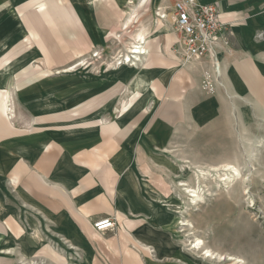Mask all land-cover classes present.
<instances>
[{"label": "rangeland", "instance_id": "rangeland-1", "mask_svg": "<svg viewBox=\"0 0 264 264\" xmlns=\"http://www.w3.org/2000/svg\"><path fill=\"white\" fill-rule=\"evenodd\" d=\"M89 2L70 0L75 13L87 18L83 23L89 24L86 29L91 33L83 49L84 61L65 68L71 71L55 74L62 71L58 69L59 62L68 54L50 61L54 66L48 65L29 37L32 49L24 50L25 57L23 50L18 52L15 63L0 70V89L10 90L9 102L5 94L0 95V127L14 125L17 131L0 141V252L14 249L16 262L0 253V264L120 262L122 253L109 245L118 230L115 215L103 214L91 222V232L100 233V238L89 235L88 240L81 234L74 236L79 244H73L46 219L44 204L35 205L28 200L27 172L22 165L44 168L48 175L58 166L56 169L68 177L74 166L69 167L66 159L56 163L52 153L43 157L44 143L38 141L42 132H47L44 135L49 150L58 144L78 145L86 135L92 136L90 130L96 137L101 136L100 120L120 123L123 109L131 111L137 102L132 113L149 111L142 117H131L135 127L124 139L127 142L121 163L138 175L147 201L148 217L144 220H148L150 228L142 229L141 237L133 236L134 241L148 242L150 247L152 259L136 252L142 264H264V60L228 61L224 67L217 59L219 71L208 62L200 66L192 62L186 65V74L192 80L188 90L182 87L169 95L156 94L150 88L140 91L139 84L131 81V72L137 68H131L134 55L128 54L129 47L134 46L135 32L145 29L147 53L148 42L152 45L160 33L171 32L154 16V4L141 9L139 17L134 16L133 24L125 30L123 19L130 11L127 4L114 0V6L102 4L95 10ZM12 10L11 5L0 4V56L9 44H18L23 36ZM36 10L40 11L39 7ZM106 31L117 36L107 37ZM238 66L255 72L263 97L259 102L253 99L252 86H247L236 71ZM182 68L180 65L177 71ZM167 69L169 83L175 71ZM154 75L150 74V78ZM26 76L34 78L31 85L15 84L17 78ZM5 105L12 109L10 116L5 114ZM163 109L172 114L170 120L160 115ZM32 136L33 142L27 141ZM70 139L76 142L67 143ZM79 171L84 173V168ZM13 175L18 177L16 187L12 186ZM187 189L195 191L197 200L189 198ZM105 219L113 221V228L97 231L94 223ZM182 220L190 228L181 229L178 223ZM6 222L23 227L21 242L5 229ZM62 239L76 250H70ZM195 240L214 254L212 261L202 260L189 250ZM29 246L33 247V254L28 251ZM45 253H51L58 261L46 260ZM60 256L66 260H60ZM125 259L130 264V257Z\"/></svg>", "mask_w": 264, "mask_h": 264}, {"label": "crops", "instance_id": "crops-1", "mask_svg": "<svg viewBox=\"0 0 264 264\" xmlns=\"http://www.w3.org/2000/svg\"><path fill=\"white\" fill-rule=\"evenodd\" d=\"M128 1L131 2V5H128L130 11L123 19L126 21L131 20L133 16L137 19L141 9L148 7V5L153 6L154 4L156 11L159 9L166 12L170 11L174 2L173 0H165L167 3L164 4L161 3V0H118L120 4H127ZM135 2L136 5L134 7ZM200 2L215 3L219 17L228 23V33L226 34L228 46L219 52L220 57H218L219 62L224 67L228 61L264 60V0H200ZM80 3L84 4V0H80ZM89 3L95 10H99L102 4L111 7L115 5L114 0H90ZM0 4L5 7L8 5L12 6L13 20L19 32L23 35L18 44H9V49L0 56V61L8 59L9 63H13L17 58L16 54L22 50L23 52L21 53L25 57L24 50L32 49L29 38L38 47L42 58L48 65H52L50 61L67 54L59 62L60 68L58 69L65 70V68L67 69L79 61H84V59H81L85 55L83 49L85 48V43H87L86 38L91 35L88 30L89 24H84L85 19L75 13L76 11L70 0H60V2L58 0H0ZM38 7L40 11L36 10ZM121 21L119 18V24ZM124 25L126 26V24ZM86 26H88L87 29ZM105 35L107 37H116L117 33L106 31ZM160 35L156 37V42H153L152 45L150 42L147 43L150 54L148 53L149 56H146L142 66L131 72V81L139 84L138 89L140 91H146L150 88L156 94H174L182 87L188 90L192 86V80L186 74L187 64L182 63L172 54L176 37L167 33H160ZM205 64H207V61H205ZM180 65L183 68L177 71ZM37 67L46 74L47 71L42 66L39 65ZM167 68H173V72L175 71V75L171 77L169 83L167 79L170 76ZM236 71L243 76L247 86H252L253 99L257 102L262 100V92L258 90L259 85L257 86L258 79L255 72L253 70H245L243 66L236 67ZM221 72L224 74L225 68ZM152 73L155 75L150 78ZM178 74L179 78H176ZM225 78L226 76L224 75ZM16 81L17 86L31 85L34 78L26 76L22 80L17 78ZM136 105L131 111L137 108ZM131 111L119 119L120 123L109 124L108 121L103 122L100 120L98 123L101 127V136L96 137L93 134L94 130H90L92 136L86 135L82 141L78 142V145L69 147L58 144L60 151L57 146L52 150L48 149L50 145L46 140L47 132H42L43 134L38 141L44 143L42 145V149H44L43 157H48L52 153L56 163L66 159L69 167L74 166L68 177H65L62 171L56 169L58 166H54L52 174L48 175L44 168H36L34 165H29L27 168L22 165L24 171L27 172L25 174L27 184H25L29 186L28 200L31 204H44L46 219L50 220L51 225L59 229L62 235L71 239L73 244H79L75 237H80L81 234H84L88 240L89 235L94 238H100V233L91 232V222L98 216L103 214L116 216L118 219V230L115 238L110 239L109 245L115 252L122 253L118 264L127 263H125V256L130 257V264H142L137 254L138 251L148 259H152L149 250L146 249L150 248L147 246L148 242L143 244L133 239L136 234L141 237L142 229L149 227H147L148 220L145 221L148 217L147 201L142 195L138 175L132 170L127 171L128 168L126 166L123 167L121 163V153L126 149L124 144L127 142L124 139L126 134L130 133L132 128L135 127L131 123V117H142L149 110L147 112L142 111L143 113L141 112V114L139 112L132 113ZM160 115L169 120L173 117L170 112H167V109L161 111ZM14 128V125L10 127L2 125L0 127V141L16 134L15 132L17 131ZM27 141L33 142V136ZM9 142L11 144L13 141ZM70 142L76 141L70 139L67 143ZM82 162L85 166H82ZM77 167H83L84 173H79V170L83 168ZM38 169L40 172L37 171ZM55 172L57 173L56 176H54ZM48 176L51 177L50 180ZM13 180L12 186L15 185L14 187H16L17 175H13ZM30 208L35 210L33 207ZM130 215L135 216V219H128ZM14 224L12 226L6 222L4 227L13 238L21 242L20 233L23 227L16 224V222ZM151 229L155 228L152 226ZM62 241L65 244L67 243L66 245L70 250H76L75 246L68 243L65 239H62ZM127 243L131 244L127 245ZM8 250L11 252V255L8 256L16 262L15 250ZM28 251L33 254V247L29 246ZM50 254L45 253L46 260L51 258L54 261H58ZM59 259L63 262L66 260L62 256Z\"/></svg>", "mask_w": 264, "mask_h": 264}, {"label": "built area", "instance_id": "built-area-1", "mask_svg": "<svg viewBox=\"0 0 264 264\" xmlns=\"http://www.w3.org/2000/svg\"><path fill=\"white\" fill-rule=\"evenodd\" d=\"M173 1L170 11L159 9L155 12V16L176 37L172 54L185 64L196 62L201 65L207 61L214 69L218 53L228 46V23L219 17L215 3H202L200 0ZM206 84L210 85L208 78ZM113 226L111 219L94 223L97 231Z\"/></svg>", "mask_w": 264, "mask_h": 264}, {"label": "bare ground", "instance_id": "bare-ground-1", "mask_svg": "<svg viewBox=\"0 0 264 264\" xmlns=\"http://www.w3.org/2000/svg\"><path fill=\"white\" fill-rule=\"evenodd\" d=\"M127 5H131V2L128 1L127 2ZM158 18V17H157ZM135 19V17L133 16V18L129 21H126L125 24V30L129 28V26H131L133 24V20ZM159 19V18H158ZM160 20V19H159ZM161 21V20H160ZM162 22V21H161ZM163 23V22H162ZM3 32V31H2ZM133 42L132 44L134 46H131L129 47V51H128V54L129 55H134L133 56V60L134 62H132L131 64V68H138L139 65H143V62L146 58V56L148 55L147 51L145 50L144 48V43L146 41L145 39V33H144V28L142 29H138V31L136 32V34L134 35L133 37ZM129 55H127V62H130V58H129ZM96 56V55H95ZM217 64V66H215L214 64V67L217 71H219V65H218V62L216 60L215 62ZM0 64H3L2 67H0V70H3L4 67H7V66H10L11 63H9V60H5V61H0ZM120 64V63H119ZM72 69H69V70H62V71H56L55 74H60V73H66L67 71H71ZM16 84V82H15ZM151 90V89H150ZM152 91V90H151ZM137 92V91H136ZM5 94V97H6V100L9 102V98H10V90L9 89H5V90H1L0 89V95L1 94ZM138 96H140L141 94L139 93H136ZM7 102V103H8ZM129 109V108H128ZM126 107L123 109V111L120 113L122 117L126 116V114H128L130 111L128 110ZM5 114L10 116L12 114V109L9 108V106H6L5 105ZM228 167V166H227ZM224 168V167H223ZM231 169V168H229ZM233 169V168H232ZM230 178V177H228ZM223 180H227L226 178L223 179ZM189 196V198H192V199H196L195 198V191L192 190V189H187L185 190ZM197 200V199H196ZM178 226L183 229V228H190V224L188 222H184L183 220L181 222L178 223ZM182 232V230L180 231ZM98 233V232H97ZM196 241V240H195ZM193 244V245H192ZM190 249L191 251L199 254V258H201L202 260H205V261H212V259L214 258L213 257V253L210 252L209 250H206L203 248V243L201 241H196L195 243H191L190 244ZM146 249H150V248H146ZM1 254L3 255H11V252L8 250V249H5L3 251L0 252ZM152 254V253H151ZM151 256V255H150ZM216 258V257H215ZM219 258H221L219 256ZM231 259V258H230ZM13 261V258H11L10 262ZM1 263V262H0ZM69 264H72V263H69Z\"/></svg>", "mask_w": 264, "mask_h": 264}]
</instances>
